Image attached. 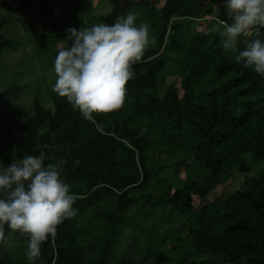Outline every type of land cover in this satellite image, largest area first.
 I'll return each mask as SVG.
<instances>
[{
    "label": "trees",
    "instance_id": "16d2710c",
    "mask_svg": "<svg viewBox=\"0 0 264 264\" xmlns=\"http://www.w3.org/2000/svg\"><path fill=\"white\" fill-rule=\"evenodd\" d=\"M18 1L40 38L38 48L62 41L71 46L68 31L43 35L33 28L34 14L53 21L45 11L50 0ZM111 1L102 23L133 13L137 26H149V44L131 66L122 107L93 113L90 121L53 93L54 113L36 98L32 110L13 105L14 117L0 127L4 167L44 152L45 167L60 163L61 178L79 197L76 214L58 225L32 264H134L112 254L139 194H145L142 209L164 205L170 227L138 264H153L152 253L161 260L167 254L166 264H174L170 253L178 251V264H264V76L237 61L254 32L226 52L220 22L232 21L225 0ZM213 14L218 21L199 22ZM10 21L0 17V30ZM18 44L0 35V54ZM167 75H176L179 85H167ZM51 119L61 127L44 130ZM229 184H241V190L216 195ZM158 192L161 199L151 202ZM194 196L201 201L196 208ZM88 211L93 217L80 222ZM185 215L184 232L173 231ZM10 231L5 225L6 239L20 236L21 245L14 255L0 241V264H30L27 235Z\"/></svg>",
    "mask_w": 264,
    "mask_h": 264
},
{
    "label": "clouds",
    "instance_id": "9594fccd",
    "mask_svg": "<svg viewBox=\"0 0 264 264\" xmlns=\"http://www.w3.org/2000/svg\"><path fill=\"white\" fill-rule=\"evenodd\" d=\"M231 23L221 21L222 47L235 50L241 36L255 38L237 57L245 67L254 66L264 76V0H225ZM136 16L128 13L112 24L69 28L68 48H61L54 61L56 81L53 91L67 98L84 118L93 120V113H110L122 107L126 84L132 78L131 66L139 61L149 44V26L136 25ZM61 178V164L49 163L44 157L28 155L0 169V241L19 232L27 235L26 256L30 264L41 255V245L53 239L57 227L73 217L74 202Z\"/></svg>",
    "mask_w": 264,
    "mask_h": 264
},
{
    "label": "rangeland",
    "instance_id": "374dc122",
    "mask_svg": "<svg viewBox=\"0 0 264 264\" xmlns=\"http://www.w3.org/2000/svg\"><path fill=\"white\" fill-rule=\"evenodd\" d=\"M21 7L18 0H0V17L11 20L0 30V35L3 34L5 37L19 42L14 48H5L0 54V127L14 117L13 105L24 106L32 110L36 98L45 109L52 113L56 110L52 95L55 93L53 87L57 78L54 72V61L58 51L67 46V41L50 45L41 43V46L44 47L38 48L40 38L35 36L28 22L24 20ZM112 9L113 2L111 0H50L47 2L45 11L46 14L47 12L50 14L49 17L53 21L43 20L42 22L34 14L33 17L37 26L35 25L33 28H39L43 35L60 34L69 28H75L79 31L83 26L90 28L102 23L99 17L108 14ZM214 9L218 12V6H214ZM89 18L91 21L88 23ZM204 18L199 22L205 26L210 21H218L215 14ZM166 80L167 85H179L180 83L176 75H167ZM60 127V124L51 119L45 124L44 130ZM239 190H241V184H229L225 188L220 187L216 195L229 196ZM154 191L152 190V192ZM158 193L152 195L151 202L161 199V194ZM138 197L140 201L125 215L120 234L115 243L116 251L114 250L112 254L117 260L125 258L134 264L144 260L148 255V247H152L157 237L166 234L170 227L164 221L162 212L164 205L153 202L154 205L158 206L142 209L145 194H139ZM192 202L195 208L201 204V201L195 196ZM82 216L83 218L79 219L80 222L83 219H91L93 213L88 211ZM186 218V215L181 219L178 218L176 223L172 225L173 231L184 232L183 227ZM184 237L186 238V235ZM20 245V236H16L11 240V243L5 244L4 247L16 255ZM185 249L189 250V247L186 246ZM156 254L150 255L153 264H166V260L170 258L166 254L161 260L160 254ZM177 255H180L179 251L170 253V256H175L174 264H178L179 257ZM187 264H191V261Z\"/></svg>",
    "mask_w": 264,
    "mask_h": 264
},
{
    "label": "water",
    "instance_id": "95a60500",
    "mask_svg": "<svg viewBox=\"0 0 264 264\" xmlns=\"http://www.w3.org/2000/svg\"><path fill=\"white\" fill-rule=\"evenodd\" d=\"M142 1H154V0H142ZM2 137V135H0V138ZM41 156H43L44 157V160H46L45 159V153L44 152H42V155ZM12 164V163H11ZM10 165V164H9ZM4 166L2 165V163L0 162V169H2Z\"/></svg>",
    "mask_w": 264,
    "mask_h": 264
},
{
    "label": "flooded vegetation",
    "instance_id": "af4514ba",
    "mask_svg": "<svg viewBox=\"0 0 264 264\" xmlns=\"http://www.w3.org/2000/svg\"><path fill=\"white\" fill-rule=\"evenodd\" d=\"M223 7V6H222Z\"/></svg>",
    "mask_w": 264,
    "mask_h": 264
}]
</instances>
